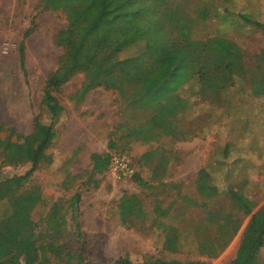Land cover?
Here are the masks:
<instances>
[{"label": "rangeland", "instance_id": "obj_1", "mask_svg": "<svg viewBox=\"0 0 264 264\" xmlns=\"http://www.w3.org/2000/svg\"><path fill=\"white\" fill-rule=\"evenodd\" d=\"M202 8L209 15L192 27L194 35L222 36L236 43L244 66L253 72L233 86L201 94L196 81H189L176 92L160 95L161 104L177 97L184 100L169 103L171 110L163 119L154 117L144 102L133 103L142 93L141 84L83 91L84 73L78 72L52 91L63 107L53 126L55 137L29 180L18 189L6 186L4 192L13 194L0 200V217L10 212L12 204L14 217L6 228L14 233L27 221L18 199L25 197L24 192L39 198L28 217L36 225V243L49 244L44 260L52 261L64 250L53 247L47 236L46 218L58 211L67 221L58 242L65 251L79 253L83 261L110 264L127 255L143 262L161 258L227 264L236 256L250 215L234 206L228 189L253 201L252 212L264 207V97L251 90V75L264 70L258 58L264 47V29L259 26H264V0L186 4L192 15ZM67 25V6L54 10L41 0H0L2 136L10 133L12 140L21 141L32 132L36 117L50 121L42 103L44 85L64 54L55 35ZM143 49L135 44L121 56ZM167 120L179 133H167L161 126ZM225 143L230 144L226 157ZM93 153L108 156L103 172L93 168ZM125 162L130 170L122 175ZM157 163L165 169L155 174ZM30 166L21 153L0 149V182L23 175ZM201 167L208 174L204 182L216 185L214 195L198 190L195 180ZM124 199L138 200L137 213L126 222L119 217ZM157 220L163 223L160 229ZM37 249L36 259L43 254ZM258 258L264 264V245Z\"/></svg>", "mask_w": 264, "mask_h": 264}, {"label": "trees", "instance_id": "obj_2", "mask_svg": "<svg viewBox=\"0 0 264 264\" xmlns=\"http://www.w3.org/2000/svg\"><path fill=\"white\" fill-rule=\"evenodd\" d=\"M44 7L54 10L67 6L68 25L55 35V43L63 46L64 54L60 57L58 67L46 79L42 103L50 115V121L34 119L33 130L22 136L21 141L11 139V134L4 131L0 123V149L21 153L31 166L23 175L0 182V200L6 194L4 189L10 185L18 189L27 182L38 168L41 158L52 143L55 133L53 126L62 113L63 107L52 94L67 82L74 74L84 73L82 90L98 86L116 89L127 82L141 84L142 93L134 104L144 102L152 107L154 117L163 119L170 104H184L177 97L169 103L161 104L162 94L176 92L189 81H196L199 93L207 91L219 93L235 81L245 79L251 70L244 66L242 51L239 46L222 36L206 39L196 37L192 27L198 25L209 15L207 8L198 9L192 15L186 9L188 0H41ZM264 29V26L259 25ZM142 44L144 49L136 54L121 56L127 47ZM260 65L264 67V47L259 56ZM253 73V72H252ZM251 90L264 97V70L251 75ZM167 133L176 135L179 130L171 128L170 121L162 122ZM138 131V130H137ZM229 143L224 144L223 154L229 155ZM93 168L103 172L108 165V156L91 154ZM164 160V159H162ZM164 168L157 163L153 173ZM207 170L201 167L195 182L200 192L211 196L217 190L213 182H204ZM12 183L14 186H12ZM25 197L18 199L20 207L27 213V221L18 231L12 233L7 224L14 217L12 204L10 212L0 217V264H58V260L74 264H96L83 261L79 253L65 251L58 242L66 228V216L62 211L49 215L46 219L48 240L53 247L63 248L52 261L44 260L45 250L49 244L36 243L35 222L28 216V211L39 200L34 195L24 192ZM228 195L234 206H238L244 215H250L243 230L236 256L227 264H259L258 254L264 245V207L252 212L254 202L247 199L238 190L228 189ZM14 197V196H13ZM79 196H73L77 202ZM137 199H124L119 204V217L126 222L137 213ZM163 223L156 221V228ZM167 227H163L165 232ZM51 232V233H50ZM200 246H204L198 241ZM208 243H205L207 245ZM226 241L222 243V246ZM37 247L43 254L37 259ZM34 258L36 259L35 261ZM55 259H58L55 261ZM110 264H206L201 260L182 261L178 259H152L150 261H133L127 255L119 256Z\"/></svg>", "mask_w": 264, "mask_h": 264}, {"label": "built area", "instance_id": "obj_3", "mask_svg": "<svg viewBox=\"0 0 264 264\" xmlns=\"http://www.w3.org/2000/svg\"><path fill=\"white\" fill-rule=\"evenodd\" d=\"M117 169V168H115ZM129 167H128V163L125 162L121 167H120V172L122 175H126L129 172Z\"/></svg>", "mask_w": 264, "mask_h": 264}]
</instances>
